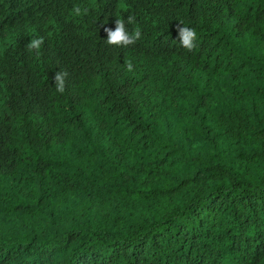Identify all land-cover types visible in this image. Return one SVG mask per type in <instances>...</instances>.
Segmentation results:
<instances>
[{"label":"trees","instance_id":"1","mask_svg":"<svg viewBox=\"0 0 264 264\" xmlns=\"http://www.w3.org/2000/svg\"><path fill=\"white\" fill-rule=\"evenodd\" d=\"M0 264H264V0H0Z\"/></svg>","mask_w":264,"mask_h":264},{"label":"clouds","instance_id":"2","mask_svg":"<svg viewBox=\"0 0 264 264\" xmlns=\"http://www.w3.org/2000/svg\"><path fill=\"white\" fill-rule=\"evenodd\" d=\"M135 21V17L129 15L127 17V23L132 24ZM107 39L106 44L113 47H128L134 45L136 41L141 39V30L139 28L135 29L134 32L129 33L125 20L117 19L116 27L114 30L106 28ZM177 32L179 38V45L186 49L188 52H192L197 47V33L194 28L187 27L183 22L178 23ZM43 43L42 38L32 39L30 43L26 46L29 52L36 50L39 53L40 46ZM127 70L132 71L133 65L128 63ZM67 73L57 72L54 76V83L56 91L63 94L65 92V77Z\"/></svg>","mask_w":264,"mask_h":264}]
</instances>
